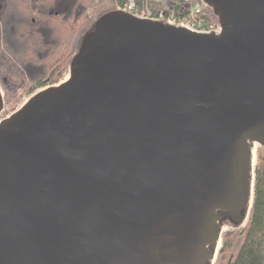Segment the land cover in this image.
<instances>
[{"label": "water", "instance_id": "95a60500", "mask_svg": "<svg viewBox=\"0 0 264 264\" xmlns=\"http://www.w3.org/2000/svg\"><path fill=\"white\" fill-rule=\"evenodd\" d=\"M202 1L220 33L105 15L69 79L1 121L0 264H214L246 223L264 0Z\"/></svg>", "mask_w": 264, "mask_h": 264}, {"label": "trees", "instance_id": "16d2710c", "mask_svg": "<svg viewBox=\"0 0 264 264\" xmlns=\"http://www.w3.org/2000/svg\"><path fill=\"white\" fill-rule=\"evenodd\" d=\"M132 0H0V87L6 108L59 84L71 69L83 40L96 22ZM138 11L190 17L201 0H134ZM207 26L219 16L203 7ZM254 198L244 225L229 219L215 264H264V146L256 154Z\"/></svg>", "mask_w": 264, "mask_h": 264}, {"label": "built area", "instance_id": "2783aa9c", "mask_svg": "<svg viewBox=\"0 0 264 264\" xmlns=\"http://www.w3.org/2000/svg\"><path fill=\"white\" fill-rule=\"evenodd\" d=\"M204 6H206V4H204L201 0V2L198 3L192 10L190 17H184L182 19H178L174 14L166 17L163 13H161L158 17H154L153 13L149 10L144 9L142 11H138L134 0H132L125 7H119L118 10L130 13L141 19L163 21L171 25L181 26L197 33H220L222 31L221 25L207 26L206 21L199 18V16L203 14Z\"/></svg>", "mask_w": 264, "mask_h": 264}, {"label": "rangeland", "instance_id": "374dc122", "mask_svg": "<svg viewBox=\"0 0 264 264\" xmlns=\"http://www.w3.org/2000/svg\"><path fill=\"white\" fill-rule=\"evenodd\" d=\"M69 77H70V70H69V72L65 75V77H64V79L60 82V83H62V82H64V81H67L68 79H69ZM59 83V84H60ZM58 85V84H57ZM2 92H3V90H2ZM3 94H4V92H3ZM31 97H24L22 100H21V102L14 108V109H11L10 108V106H7V107H9V108H6V101H5V110L2 112V113H0V123H1V121L2 120H4V119H6L7 117H9V116H11L12 114H14L15 112H17L29 99H30ZM4 99H5V95H4ZM257 145V149H258V144H256ZM257 151V150H256ZM257 153V152H256ZM257 156V155H256ZM224 229H225V231L228 229V227H225L224 226ZM218 256V255H217ZM217 259V258H216ZM215 262H216V260H215ZM215 262H214V264H215Z\"/></svg>", "mask_w": 264, "mask_h": 264}, {"label": "bare ground", "instance_id": "6f19581e", "mask_svg": "<svg viewBox=\"0 0 264 264\" xmlns=\"http://www.w3.org/2000/svg\"><path fill=\"white\" fill-rule=\"evenodd\" d=\"M257 145L253 148V154H256Z\"/></svg>", "mask_w": 264, "mask_h": 264}]
</instances>
